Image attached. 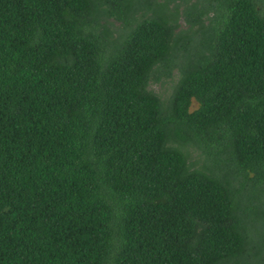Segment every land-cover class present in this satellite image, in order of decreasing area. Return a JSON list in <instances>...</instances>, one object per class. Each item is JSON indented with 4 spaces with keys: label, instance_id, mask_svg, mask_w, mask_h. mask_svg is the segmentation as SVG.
I'll return each instance as SVG.
<instances>
[{
    "label": "trees",
    "instance_id": "trees-1",
    "mask_svg": "<svg viewBox=\"0 0 264 264\" xmlns=\"http://www.w3.org/2000/svg\"><path fill=\"white\" fill-rule=\"evenodd\" d=\"M0 264H264V0H0Z\"/></svg>",
    "mask_w": 264,
    "mask_h": 264
},
{
    "label": "rangeland",
    "instance_id": "rangeland-1",
    "mask_svg": "<svg viewBox=\"0 0 264 264\" xmlns=\"http://www.w3.org/2000/svg\"><path fill=\"white\" fill-rule=\"evenodd\" d=\"M175 71H173L170 78H161L158 81L151 82L149 87L157 93L161 98H166L171 91V86L175 80ZM195 106V103L192 102L191 108ZM194 153H192L193 157Z\"/></svg>",
    "mask_w": 264,
    "mask_h": 264
}]
</instances>
